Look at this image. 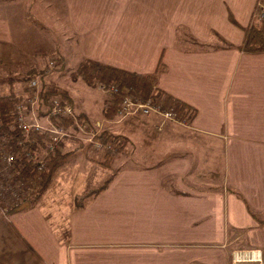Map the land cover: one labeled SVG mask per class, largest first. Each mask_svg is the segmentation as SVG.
<instances>
[{
	"label": "crops",
	"instance_id": "crops-1",
	"mask_svg": "<svg viewBox=\"0 0 264 264\" xmlns=\"http://www.w3.org/2000/svg\"><path fill=\"white\" fill-rule=\"evenodd\" d=\"M21 1L0 0V49L26 13L59 12L79 60L147 74L161 57L158 87L197 114L185 129L166 124L159 142L129 139L109 187L67 211L66 240L43 204L0 209V264H228L232 247L264 251V224L246 205L264 218V53L212 49L218 37L242 44L258 0ZM180 30L212 47L179 46Z\"/></svg>",
	"mask_w": 264,
	"mask_h": 264
},
{
	"label": "rangeland",
	"instance_id": "rangeland-1",
	"mask_svg": "<svg viewBox=\"0 0 264 264\" xmlns=\"http://www.w3.org/2000/svg\"><path fill=\"white\" fill-rule=\"evenodd\" d=\"M30 1L31 0H26V2ZM259 1L260 0L257 1L256 8L248 26L261 23V21H258L256 18ZM21 2L23 4L25 0ZM36 2H38V0H36ZM56 4L59 7L58 3ZM57 10L59 11L58 8ZM20 21L21 24H19V26L17 21H14L13 42L8 47L9 50H6V48L0 49V93L7 94L10 91H14L18 94L24 93L26 95L27 83L25 81L10 82L8 78L11 76L23 77L29 73L32 68L39 69V67H47L51 57L56 55L57 58L60 57L61 60H64V66L62 69L49 74L47 81L55 83L61 89H66L73 98L75 110L84 113L87 119L90 118L88 122L91 125L99 124L100 126L98 129L100 131L107 130L109 132H114V134H120L124 136L127 141L133 138H141L142 141L148 139L150 141L159 142L163 138H166V135L162 134L163 129L166 124L173 122H165L162 124L161 119L157 117H144L140 115L123 118L117 114L114 120L104 118L103 104H105L104 99L106 95L102 93L98 87L89 88L81 79L75 80L71 76V73L81 60H79L78 51L75 50V44L72 43L73 37L70 34L68 25H66L64 19H60L59 12L56 14L55 18H43L41 14L36 11L35 13L29 12V14L26 13L25 17L20 19ZM60 24L62 25L61 29ZM190 38L195 39L190 34L180 30L179 46L190 45L186 43L189 42ZM214 40V46L222 45L219 37ZM205 46L212 47L211 44H206ZM6 54L9 56L6 57ZM128 120H135L145 126L149 124L150 127L148 129L145 128L147 131L145 130L144 132L141 130L142 128H138L139 130H137V133H134L132 130L133 128L127 129L128 127H125ZM190 123L191 122H189V124ZM182 128L185 129L188 127ZM168 135L170 138L171 136L172 138L175 136L176 138L186 140L187 137H193V139L198 140L196 135H186V132L177 131L175 129L168 132ZM115 141H117L116 143H118V145L116 150L111 152L115 154L111 169H104L99 164L101 156L105 151L102 153L95 152L90 149V147L85 148L84 146L86 145L82 143L84 146L75 147L74 149H76V151L68 156L65 162L48 181L46 190L42 194L40 204L44 205V210L49 214L53 223V229L57 231L58 235H61L63 231H67L69 228L67 224V211L70 208L75 209V197L97 188L110 175H117L118 172L127 165V156L124 153L125 148L122 152L118 153L117 151L122 140L119 138L112 139V142ZM71 148L72 147H65V151H70ZM197 148L201 150L202 154V147ZM138 164L131 163V165ZM170 182L171 181L166 182L165 185L173 186V183ZM34 196H31L29 199ZM28 200L26 202H28ZM7 211L8 209L2 210L5 215H8ZM236 249L245 248L232 247L229 252V261L230 253Z\"/></svg>",
	"mask_w": 264,
	"mask_h": 264
},
{
	"label": "trees",
	"instance_id": "trees-1",
	"mask_svg": "<svg viewBox=\"0 0 264 264\" xmlns=\"http://www.w3.org/2000/svg\"><path fill=\"white\" fill-rule=\"evenodd\" d=\"M244 39L242 44L235 46L226 40L219 37L222 42L221 46H214L212 49H237L238 51L245 54H259L264 53V21L259 24L250 25L244 28ZM189 37V36H188ZM189 42L198 45L200 48H208L210 46H205L196 42L195 39L190 38ZM53 62L52 67H44L43 69H33L23 77L11 76L8 78L10 82H22L28 83L29 80L37 78L39 80V96L38 103L36 106L37 116L39 118L45 117L49 113L50 101L53 98H60L64 103H69L74 111V116L69 117L67 120H57L51 118V122L57 126H66L73 129H77L76 121L78 122H88V119L84 113H80L74 108V101L70 93L66 89L59 88L55 83L47 81V77L52 72L62 69L64 66V60L57 58L56 55L51 57L49 62ZM167 70L166 65L163 63L160 57L157 67L153 73L139 74L132 73L126 70L109 66L98 61L90 59H82L71 73V76L77 80L81 79L89 88H97L99 84H104L107 86L116 85L118 87V93L116 97L104 99L103 116L108 120H114L117 117L118 111L120 109L121 98L124 96H133L141 100H147L150 98L159 99L164 98L166 102V107L172 108L179 119H187L189 122L193 121L197 111L195 108L189 106L183 101L171 96L162 89L158 87L159 75ZM28 92V89H26ZM23 94H18L14 91H10L7 94L0 93V135L8 138L9 144L12 145L14 150H18L16 144L17 139H24L25 144L27 140L22 134L19 127L14 123V111L17 104L22 102ZM31 138L37 141L34 147H30L35 152H41L44 150V142L49 139V135L40 136L37 133L32 132ZM121 139L122 142L118 147V153L122 152L127 142L126 138L120 134H114L107 130L100 131L96 139L107 143L112 141V139ZM70 141L64 139L60 142V146L49 153V161L47 164V169L43 174V182L41 183L38 193L28 200L29 207L23 209L26 210L30 207L40 206V201L42 194L46 190L47 183L50 178L55 174L57 169L65 162L69 155L74 153L76 149L65 151L66 143ZM73 142V141H72ZM75 142V141H74ZM79 145L84 146L81 142L77 141ZM81 147V146H80ZM89 148V146H85ZM78 149V148H77ZM114 153L110 151H105L101 156L99 164L104 169H111L112 162L114 159ZM116 174L110 175L100 186L91 189L83 195H78L74 199V208L76 210L81 209L85 206L86 201L97 197L100 193L109 187L111 182L114 180ZM165 185V183H164ZM231 190V189H230ZM176 194L183 195L181 191H175ZM247 205L249 212L257 217L260 224H264V218H258L256 213L251 210ZM19 206L14 207L7 211V214L19 211ZM22 210V211H23ZM69 236V230L63 231L60 238L66 240Z\"/></svg>",
	"mask_w": 264,
	"mask_h": 264
},
{
	"label": "built area",
	"instance_id": "built-area-1",
	"mask_svg": "<svg viewBox=\"0 0 264 264\" xmlns=\"http://www.w3.org/2000/svg\"><path fill=\"white\" fill-rule=\"evenodd\" d=\"M256 18L258 21H264V0L258 3ZM52 66L51 61L48 67ZM26 89L28 92L24 94L22 102L15 107L13 121L21 130L27 144L24 139L19 138L16 140L18 150H14L8 138L0 135V206L2 210L20 206L38 193L43 174L47 169L49 153L58 148L62 140L79 141L99 153L114 152L118 145L117 141L105 143L96 139L100 133L99 124L91 125L89 122L76 121L77 129L53 124L51 118L57 120L75 118L72 106L58 97L50 101L49 113L39 118L36 110L39 99V80L37 78L29 80ZM98 89L113 99L118 93L116 85L99 84ZM118 115L123 118L137 115L154 116L161 119L162 124L173 122L182 127L190 126L187 119H179L172 108L166 107L164 98L141 100L133 96H124L121 98ZM32 132L40 136L49 135L41 152H35L30 148L37 144V141L30 136ZM229 264H264V251L260 248L233 250L230 253Z\"/></svg>",
	"mask_w": 264,
	"mask_h": 264
},
{
	"label": "water",
	"instance_id": "water-1",
	"mask_svg": "<svg viewBox=\"0 0 264 264\" xmlns=\"http://www.w3.org/2000/svg\"><path fill=\"white\" fill-rule=\"evenodd\" d=\"M27 207H29V202H24L23 204H21V206H19L18 209L21 211V210H23V209H25Z\"/></svg>",
	"mask_w": 264,
	"mask_h": 264
}]
</instances>
